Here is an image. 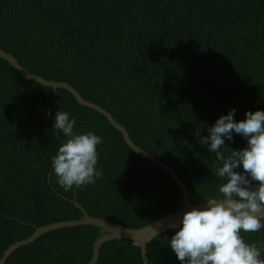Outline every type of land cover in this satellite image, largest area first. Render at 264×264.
Segmentation results:
<instances>
[{
    "label": "trees",
    "instance_id": "trees-1",
    "mask_svg": "<svg viewBox=\"0 0 264 264\" xmlns=\"http://www.w3.org/2000/svg\"><path fill=\"white\" fill-rule=\"evenodd\" d=\"M0 47L107 109L179 174L193 204L222 197L225 182L215 175L223 162L200 137L233 108L237 122L264 110V0H0ZM57 111L75 119L74 133L102 137L94 184L65 191L57 182L51 161L66 140L54 134ZM233 137L220 149L226 157L247 147V138ZM235 170L244 172L242 164ZM75 195L89 214L134 228L183 206L172 176L133 150L104 114L0 57V259L38 227L81 218ZM177 230L148 244V264H183L170 247ZM103 233L95 225L53 230L5 264H87ZM241 235L264 259V228ZM96 264H143L141 247L107 241Z\"/></svg>",
    "mask_w": 264,
    "mask_h": 264
},
{
    "label": "clouds",
    "instance_id": "clouds-1",
    "mask_svg": "<svg viewBox=\"0 0 264 264\" xmlns=\"http://www.w3.org/2000/svg\"><path fill=\"white\" fill-rule=\"evenodd\" d=\"M235 111L220 116L208 128L209 135L200 137V143L223 162L215 171L225 181L219 187L222 197H210L206 206L184 212L169 225L178 229L170 247L183 264H264L257 245L246 243L241 235V231L264 228V110H249L239 122L234 119ZM75 123L69 113L57 111L54 134L62 132L66 140L51 163L65 191L94 184L102 176L96 168L102 137L93 132L74 133ZM233 131L247 138V147L232 150L226 157L220 149L226 146L225 138L234 139ZM241 164L243 173L235 170Z\"/></svg>",
    "mask_w": 264,
    "mask_h": 264
},
{
    "label": "water",
    "instance_id": "water-1",
    "mask_svg": "<svg viewBox=\"0 0 264 264\" xmlns=\"http://www.w3.org/2000/svg\"><path fill=\"white\" fill-rule=\"evenodd\" d=\"M0 57L7 60L25 78L29 80L37 81L45 86L53 87L55 89L65 88L76 97L77 101L80 104L86 107L93 108L97 110L98 112L104 114L108 118L110 123L122 132L126 143L133 150L139 153L142 157L155 162L156 164L161 166L164 170H166L172 176V178L178 183V185L181 187L182 192H183V206L181 208H179L178 210L174 212L164 214L159 219L145 226L138 227V228L128 227V226L121 225V224L106 220L104 218L89 214L86 211V209L78 201L77 195H75L73 202L76 204V206H78L83 211V216L81 218L65 220V221H58V222H54L48 225L38 227L33 232V234L30 235L29 237L23 240H19L15 242L14 244L10 245L5 250L3 256L1 257L0 264H5L9 256L12 253H14L19 247L23 245H27L31 242H34L36 239H38L39 237H41L43 234L47 232L57 230L60 228L80 226V225H95V226L100 227L104 232L101 236H99L94 241L93 255H92L91 260L87 264H96L99 260L100 250L103 244L107 241L115 240V239H129L137 243L141 247L143 264H148L149 263V257L147 255L148 244L158 235L169 230L170 229L169 225L172 222L179 221L182 218V215L184 212L191 210L193 208H200L202 206H206L205 205L206 201L193 204L191 201L189 189L187 188L186 184L181 179L179 174L172 167H170L167 163L159 159L155 154H151L145 151L139 145H137L133 141V139L130 137V134L127 128H125L121 123H119L107 109L103 108L101 105L97 103H94L84 98L82 94L68 82L51 80L39 74L32 73L31 71L26 69L23 65H21L13 54L5 51L1 47H0Z\"/></svg>",
    "mask_w": 264,
    "mask_h": 264
}]
</instances>
